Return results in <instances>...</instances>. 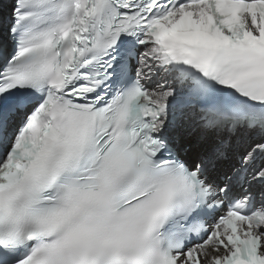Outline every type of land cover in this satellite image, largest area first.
<instances>
[{"label":"snow or ice","instance_id":"1","mask_svg":"<svg viewBox=\"0 0 264 264\" xmlns=\"http://www.w3.org/2000/svg\"><path fill=\"white\" fill-rule=\"evenodd\" d=\"M0 264H264V0H0Z\"/></svg>","mask_w":264,"mask_h":264}]
</instances>
